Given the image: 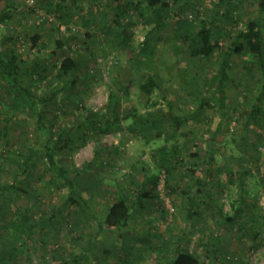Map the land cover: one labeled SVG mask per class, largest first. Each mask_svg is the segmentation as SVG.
Listing matches in <instances>:
<instances>
[{
	"label": "rangeland",
	"instance_id": "374dc122",
	"mask_svg": "<svg viewBox=\"0 0 264 264\" xmlns=\"http://www.w3.org/2000/svg\"><path fill=\"white\" fill-rule=\"evenodd\" d=\"M10 1L13 3L11 18L0 24L1 44H8L26 60L36 59L38 65L50 66L49 69L58 59L70 55L78 59L82 71L81 84L76 90L61 94L46 106L40 105L45 126L38 133L33 119L26 113H17L6 120L0 111V130L4 132V143L0 139V185L10 183L15 172L21 176L22 155H27L25 146L37 140L42 147L49 135L55 139L66 129L68 133L77 132L88 109L96 113L97 121L100 118L104 126L113 116L112 101H117L119 107L115 113L118 122L112 129L93 132L87 144L72 157L66 155L65 147L56 151L54 162L43 156L42 151L37 152L36 158L43 156V160L34 162L32 189H37L38 198L21 194L14 202L5 200L1 205L11 219L1 225L0 252L16 255L7 257L4 264H75L71 256L87 245L93 226L97 232L92 235L94 247L89 264H124L123 258L129 264H167L175 239L184 232L187 249L202 258L203 263L264 264V125L260 126L264 124V115L256 117L257 123L244 125L245 115L254 103L260 105L255 100L261 87L258 72H247L243 58L235 56L230 70L231 83L226 88L227 110L222 114L217 108H209L190 117L188 113L196 109L199 100L187 97L178 88L176 70L184 68L189 74H196L202 94L215 105L216 90L208 83L217 73L216 56L208 61L190 59L186 52L188 43L174 39L167 27L149 34L148 42L154 47V53L150 60H145L138 50L151 25L134 9L125 10L126 20L133 25L131 40L126 45L114 41L106 34L107 26L112 25L110 0H75L77 7L71 8L73 15L66 24H58L53 8L56 2L72 0L41 3L37 0L35 11L26 10L18 0ZM216 1H190L181 14L188 20L197 19L192 9L203 11ZM255 6L253 0H246L239 8V15L235 14L248 16ZM106 13L111 14L105 18ZM36 15L41 19L39 22ZM174 19L172 15L166 21ZM262 24L264 32V20ZM39 28L42 38L32 47L29 37ZM69 31L75 39L67 36V46L57 48L56 38ZM220 44L225 45L226 40H220ZM34 66H22V73L32 76ZM153 68L163 77V89L152 96L157 102L155 106L152 101H146L139 89L142 78ZM52 76L48 73L43 82ZM110 93L112 101H109ZM163 95L173 104V112L181 118V123L158 128L160 137L146 128L144 132L133 129L134 119H124L134 112L163 120L158 111L166 106ZM72 100L80 102L79 108ZM10 115L7 112L6 118ZM185 116L187 119L183 120ZM161 147L176 167L171 174L161 166ZM197 149L207 158L194 174L188 171L194 163L189 153ZM211 152L213 161L209 156ZM53 163H59L67 171L90 164V174L70 172L69 175L77 182L91 185L83 196L89 200L93 212L88 213L96 218L93 226L86 223L85 217L73 224L78 214L65 205L67 188L48 183L57 179L49 167ZM156 176L157 198L144 201L142 208L135 205L136 192L149 191ZM197 176L203 189L202 198H198L199 213L188 218L186 192L188 187L192 193L196 192L194 179ZM207 190L217 192L214 201H202H208L211 196ZM120 193L126 195L133 210L127 227L122 229L125 234L130 230L125 238V249L117 232L102 224L107 208ZM240 204L242 213L231 226L218 209L233 214ZM211 249H214L212 254Z\"/></svg>",
	"mask_w": 264,
	"mask_h": 264
},
{
	"label": "trees",
	"instance_id": "16d2710c",
	"mask_svg": "<svg viewBox=\"0 0 264 264\" xmlns=\"http://www.w3.org/2000/svg\"><path fill=\"white\" fill-rule=\"evenodd\" d=\"M40 3L45 0H38ZM190 1L194 0H110L112 7V25L107 26L106 34L111 35L114 41H118L121 45L129 43L132 37L131 27L132 22L126 20L123 11L134 9L138 15L144 18V21L151 25L149 33L146 34L143 44L140 46L138 52L140 56H143L145 60H150V57L154 53V47L148 42L151 33H154L157 29H166L169 27L172 31V36L176 40H183L188 43L186 52L190 59L199 60H211L216 56L217 73L209 80V87L216 90L215 105L211 103V100L202 94V89L198 84L197 75L189 74L184 68L176 70V76L178 77L179 89L185 93L187 97H192L199 100L196 109L192 113H188L190 117H196L201 111L209 108H217L224 113L227 110L225 106L226 101V88L231 83L230 70L232 69V62L235 56L243 58L244 68L247 72L256 70L259 76V82L261 84L260 90L256 94L255 100L260 105L254 103L250 112L246 116L245 126H249L251 122H258L257 116L261 118L264 115V32L262 29V21L264 20V0H253L255 2L254 12L250 15L237 16L239 15V8L243 6L246 0H217L211 7L204 9H192L197 19L188 20L183 17L181 12L184 10ZM7 2V1H6ZM76 1L72 0L69 3H63L62 1L54 4V12L58 20V24H66L69 22V17L73 15L72 9L77 7L74 4ZM70 3L72 6H70ZM12 7L5 6L0 9V24H4L8 19L11 18ZM111 13H106L105 18ZM175 16V19L167 22L166 20ZM41 28L38 29L31 37H29L31 46L38 45L41 40ZM67 36L71 39H75L73 33L70 31L66 34H61L56 38V47L61 48L64 45L67 46ZM225 39L226 44L221 45L220 40ZM69 47V46H68ZM40 58V57H36ZM141 64V63H140ZM34 66L33 75L26 77V73H22V66ZM50 66L43 64L38 65L36 59L26 60L22 55L14 50L11 46L0 42V111L4 119L9 120L14 117L17 113H26L31 119H33L36 131L44 129L45 115L39 108L40 105L46 106L49 102L55 100L61 94H67L77 89L81 84L79 74L82 71V67L79 64L78 59L65 55L58 59L57 63ZM172 70L173 66H170ZM52 73L53 76L50 80L43 82L47 79V74ZM23 74V76H22ZM140 91L146 96V101H152V105L157 104L156 101L152 100L153 94L157 90L163 89V77L161 72L157 68H153L150 72L145 74L142 78V82L139 85ZM78 93V92H77ZM205 93V92H204ZM109 101L113 100V95L110 93ZM73 97V96H72ZM165 107L158 109L163 115L161 118H154L151 115H142L136 113H129L125 118H133L134 128L140 129L141 132L153 131L154 136L160 137V131L158 128L170 125H179L181 118L176 116L173 112V104L166 99ZM76 108H79L80 102L73 101ZM112 119L106 121L105 125L102 126L101 119L97 121L92 110L88 109L84 115L83 120L78 125L77 132L68 133L61 131L57 134L55 139H52V135L48 136L45 144L41 146L39 141L31 145L25 146L27 155H22L21 165L22 171L19 173L20 177L13 173L10 177V183L0 185V230L3 222H9L11 217L2 210V204L5 200L15 201V198L21 196V194L28 196L29 198H38L39 193L37 189H32L34 168L35 163L42 159L43 156L50 157L53 160L56 157V151L61 147H65L66 155L72 157V155L80 148L84 147L90 139V136L98 131L107 132L112 129L115 122H118V117L115 116L116 109L119 107L117 101H112ZM261 106H263L261 108ZM3 111V112H2ZM7 112L11 115L8 116ZM261 112V113H259ZM255 117V118H254ZM187 119V116L183 117V120ZM264 120V118H263ZM260 122V121H259ZM264 125L263 123L260 126ZM3 130H0V139L3 140ZM50 134H52L50 132ZM162 151L161 166L171 174L176 169L164 151V147L160 148ZM42 151L43 156L37 157V152ZM189 156L193 159L194 163L191 165V169H188L190 173L196 174L204 165L205 153L201 149L196 151H190ZM210 159L213 161L214 153L209 154ZM24 157V158H23ZM36 160V161H34ZM35 162V163H34ZM175 163V162H174ZM33 169H32V168ZM51 171L56 173L57 179L54 182H49L54 186L66 187L67 197L65 205L69 206L70 209H75L78 214L77 220L72 221L73 224L80 223L83 217H85L86 223H90L93 226L92 221L96 218L91 213H88L90 205L89 200L83 196V193L88 192V188L91 185L77 182L69 174L70 172L75 175L90 174V164L83 166L79 169H72L71 171L64 170L62 165L59 163H53L50 166ZM232 171H229L231 174ZM23 175V176H22ZM42 177V176H41ZM158 177H155L153 187L149 191L139 189L136 192V202L140 208L143 207L144 201L154 200L157 198L156 185ZM201 179L197 176L194 179L196 185V192L192 193L191 187H188L187 193V217L192 218L194 215H198V207L203 189L201 188ZM209 191V200L203 202L214 201L218 194L215 191ZM116 194V192H115ZM201 201V202H202ZM134 205V206H135ZM220 215L224 220L229 222L231 226H234L236 217L238 218L242 213V204L234 209L233 214L223 212L222 209H218ZM131 206L128 202L126 195L118 194L115 196L113 202L107 208L105 216L102 220L104 227L111 228L117 232L120 240H122V247L125 249L126 245V234L123 233L122 229L127 227L128 221L132 216ZM16 212V211H15ZM92 212V211H91ZM93 213V212H92ZM25 219V215L21 216ZM82 217V218H81ZM21 218V219H22ZM9 220V221H8ZM84 220V219H83ZM97 232L96 227L91 228V239L84 245L78 253H73L71 260L75 264H89L90 256L93 253L94 240L92 235ZM76 239H79L78 237ZM187 234L184 232L179 235L174 241V247L169 252L171 255L170 259H167V264H206L200 261L198 256L191 253L186 247ZM215 247V246H214ZM165 252V251H163ZM212 254L214 249L209 250ZM15 253H1L0 252V264L7 262V257L15 258ZM127 257V256H125ZM124 264H129L125 258L121 259ZM65 263V262H64ZM210 263V262H209Z\"/></svg>",
	"mask_w": 264,
	"mask_h": 264
},
{
	"label": "built area",
	"instance_id": "2783aa9c",
	"mask_svg": "<svg viewBox=\"0 0 264 264\" xmlns=\"http://www.w3.org/2000/svg\"><path fill=\"white\" fill-rule=\"evenodd\" d=\"M23 7L26 9V10H31L33 9L34 11L36 10V3H37V0H20ZM38 17V15H36ZM41 19L38 17V20L36 22H39Z\"/></svg>",
	"mask_w": 264,
	"mask_h": 264
},
{
	"label": "crops",
	"instance_id": "0c3cea01",
	"mask_svg": "<svg viewBox=\"0 0 264 264\" xmlns=\"http://www.w3.org/2000/svg\"><path fill=\"white\" fill-rule=\"evenodd\" d=\"M18 1H19L18 4H20L21 1L20 0H18ZM7 5L13 7V3L10 0H0V9L4 8ZM21 5H22V3H21ZM22 13L24 14V12H22ZM19 16H21V15L19 14ZM199 259H200V261L204 262L202 258H199ZM206 262H207V260H206Z\"/></svg>",
	"mask_w": 264,
	"mask_h": 264
}]
</instances>
